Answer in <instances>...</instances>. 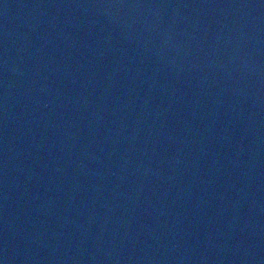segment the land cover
I'll return each instance as SVG.
<instances>
[{"label": "water", "instance_id": "95a60500", "mask_svg": "<svg viewBox=\"0 0 264 264\" xmlns=\"http://www.w3.org/2000/svg\"><path fill=\"white\" fill-rule=\"evenodd\" d=\"M86 264H264V0H26Z\"/></svg>", "mask_w": 264, "mask_h": 264}]
</instances>
